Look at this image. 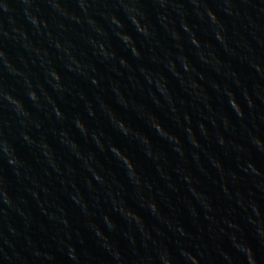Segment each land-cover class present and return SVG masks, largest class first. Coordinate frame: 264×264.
Masks as SVG:
<instances>
[{
  "label": "clouds",
  "instance_id": "obj_1",
  "mask_svg": "<svg viewBox=\"0 0 264 264\" xmlns=\"http://www.w3.org/2000/svg\"><path fill=\"white\" fill-rule=\"evenodd\" d=\"M148 7L142 0H0L7 20L0 24L7 42L0 72L11 80H0V108L8 114L0 121V264H57L58 255L63 264H95L61 197L78 211L106 264H234L236 255L256 264L235 215L264 243V171L250 155L264 158V2L153 0ZM121 112L134 113L168 152ZM105 126L136 146L154 178ZM229 159L242 176L226 166ZM34 163L43 165L40 174ZM244 178L250 187L241 191ZM202 181L219 190L223 215ZM35 231L52 243L34 239Z\"/></svg>",
  "mask_w": 264,
  "mask_h": 264
},
{
  "label": "water",
  "instance_id": "obj_2",
  "mask_svg": "<svg viewBox=\"0 0 264 264\" xmlns=\"http://www.w3.org/2000/svg\"><path fill=\"white\" fill-rule=\"evenodd\" d=\"M11 2L14 6H16V5H19L20 0H11ZM65 2L66 3H72V0H65ZM152 2H153V0H142V3H144L146 6H149L148 7L149 11H151L150 5L152 4ZM185 2H186V0H185ZM216 2H217V0H208L209 4H214ZM237 2L239 3L240 0H237ZM261 2H264V0H252V3H256V4H259ZM248 11L252 12L251 9H249ZM225 22L229 25V27H231L232 21L230 18H225ZM258 23L264 24V21H258ZM0 24H3L5 27H7V20L5 17H0ZM199 35L201 36V39H207L208 38L207 36H205V34L203 32L199 33ZM241 35H244V38L246 40H248L249 44L255 48L256 45H255L254 41L252 40V38L250 36H248V34L246 32H243L241 30ZM5 43H7V42H5L2 37H0V46H2ZM112 43H113L114 47L117 46V44H118V42H116L115 40H113ZM8 50H9L10 55H15V51L11 48L10 45H9ZM117 50L119 51V48H117ZM258 51H259V54L262 57H264V47L259 48ZM221 55H222V58H224L228 62L232 63L233 67L237 71H239L245 75L248 74V69L244 64L238 63L235 59H233L231 57L224 56L223 53H221ZM101 70H103V69L101 68ZM0 80H7L9 83H11L10 78L6 77V75L3 72H0ZM84 86L85 85H83V83H82L81 87H84ZM216 103H217V107L225 108V105L220 104L218 101ZM117 110L120 111L118 108H117ZM70 111H75V109L70 108ZM121 114L134 128H137V129L143 131L145 134L149 135V137L152 139L154 145H156L162 151L168 152L167 145H165L164 142L160 141V139L158 137H156L144 125L143 121L138 119L134 113L121 112ZM7 115L8 114L4 111V109L0 108V121L6 119ZM161 120L166 125L170 124V122L167 121L163 117V115H161ZM104 130H105L106 134H109L113 137L114 142H116L121 147L122 150H126L131 156H133L136 159L139 166L145 171V173L147 175L152 176L154 178V173L152 172L151 163L144 160L142 153H140V151L136 148V146L134 144L130 143L127 139H125L123 137H119L116 133L112 132V130L110 128H108L107 126L104 127ZM76 138H77L78 142L81 143V145L83 147L88 148L92 151H95L94 146L91 145L90 143L85 144L83 139L79 137L78 133L76 134ZM49 141L51 143H53V146L57 149L58 153L62 154V152H63L62 148L59 145L55 144V142L52 140L51 136H49ZM16 147H17V151H18L19 155H21L23 158L28 160L30 163L33 162V156L27 147H25L23 144H20V143H17ZM250 155H251V158L253 159V161L256 163V166L258 168H260L262 171H264V158L258 157L254 152L250 153ZM101 159H103V157H101ZM170 159H171V162L173 164L176 163L174 157H170ZM225 163H226L227 167L231 168L233 171H236L238 173V175H241V176L243 175L242 173H239V170L236 166L235 160L229 159V160H226ZM109 166L112 167L113 171L117 174L118 178L123 180L122 173L115 167V165L112 164ZM42 167H43V165L41 163H34L33 164V170L36 174H40ZM5 174H6V168L3 165V162L0 161V175H5ZM8 176L14 185V179L11 177L10 174H8ZM52 183L55 184V177L52 178ZM157 183L160 184L161 187H163L161 182L157 181ZM202 186L208 192L209 196L213 199L216 206L220 209V214L223 215L226 204H225V201L223 200L222 196L219 194V190L217 188H215L209 181H202ZM239 187H240L241 191H246L250 187V184L247 181V178H244L241 181V184ZM257 197H259V194H257ZM61 200L65 204V207H66V210L68 211L69 219L73 225V228L80 232V239H82L84 241V247L92 255L95 256V258H96L95 264H106V261H105V258L103 256L102 251L96 247L94 238L91 236V234L84 227L83 220L79 216L78 211L74 210L71 207L70 203L68 201H66L63 197H61ZM260 202L262 204H264V198L260 199ZM129 204L132 207H134L138 213H140L141 215H143L145 217L146 222H148L149 224L152 223V219L147 216L146 212L143 209L136 207L134 201L129 200ZM29 206L32 208L33 215L37 219V221L42 222V223L47 225L46 218L40 216L39 210L36 209L35 206L31 204V201L29 202ZM113 219L116 221L117 224L122 223L120 221L119 217H116L115 215H113ZM181 219L190 231H195V229L192 227L190 221L186 217H181ZM235 219L240 224V227H241V232L239 235L248 244V246L252 249L253 255H254L255 260H256V264H264V243H261L259 241V239L256 237L255 232L252 229V227L247 225L241 219L240 214H236ZM97 223H99V221H97ZM100 226L103 227L102 224H100ZM52 231H53V229L51 228V226H49V233H51ZM33 238L46 241L49 244L52 243L50 240L47 239V237L43 236V234H41L39 231L34 232ZM111 239H113L115 242H117V243L121 244V246H123L124 242L120 239V237L118 235L113 234L111 236ZM205 239H206V237H205ZM74 242H76L75 237H74ZM226 243L227 242L225 241V244ZM57 264H63L62 258L59 257V255L57 256ZM234 264H245V262L241 256L236 255L234 257Z\"/></svg>",
  "mask_w": 264,
  "mask_h": 264
}]
</instances>
